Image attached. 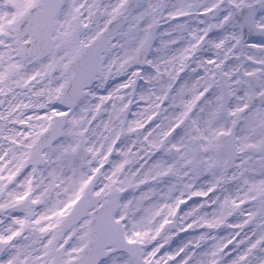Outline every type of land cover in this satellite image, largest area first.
Returning a JSON list of instances; mask_svg holds the SVG:
<instances>
[{
	"label": "snow or ice",
	"instance_id": "snow-or-ice-1",
	"mask_svg": "<svg viewBox=\"0 0 264 264\" xmlns=\"http://www.w3.org/2000/svg\"><path fill=\"white\" fill-rule=\"evenodd\" d=\"M0 264H264V0H0Z\"/></svg>",
	"mask_w": 264,
	"mask_h": 264
},
{
	"label": "flooded vegetation",
	"instance_id": "flooded-vegetation-1",
	"mask_svg": "<svg viewBox=\"0 0 264 264\" xmlns=\"http://www.w3.org/2000/svg\"><path fill=\"white\" fill-rule=\"evenodd\" d=\"M117 0H103V3H116ZM134 2V0H133ZM182 22V21H181ZM162 27H167V24H164L162 22ZM196 23L193 22L192 23V27H196ZM210 55V53L208 54ZM118 82V81H117ZM134 109H137L135 106H133V110ZM135 151V149H133ZM202 182V181H201ZM158 189H164L166 190L167 189V185L164 184V183H161L158 185ZM198 190V189H197ZM179 193H177L178 195ZM211 195V194H210ZM184 199L186 200V204H182L181 205V211H180V215H183L184 212L188 211L193 204H201L203 203L207 198L206 197H196V196H193L190 200L187 198V196L184 197ZM244 207L245 209L249 208L250 206L249 205H244L242 206ZM208 212H211V208H207L206 209ZM242 219V218H240ZM191 219H189L188 221H185L184 222V226L186 227V225L188 223H191ZM228 222L229 223H233V222H240L239 219H237V216L234 215L232 217H228ZM233 230L231 229H228L226 226H221L219 228H216V229H205V228H200V227H193L191 229H188L186 232H179L178 234H175L172 236V239L170 240V242L165 245V248L161 250V253L158 254V255H162L163 252L165 250H168V251H172V250H175L178 248V246L181 245V243H186L189 239L193 238V237H196V236H199L201 235L202 233H210L211 236H215V237H225V236H228L231 234ZM245 231H249V229L246 227ZM208 243H211V241L209 240ZM231 245L229 246V250H231ZM259 250H257L256 252V255H259ZM179 259V258H178Z\"/></svg>",
	"mask_w": 264,
	"mask_h": 264
}]
</instances>
